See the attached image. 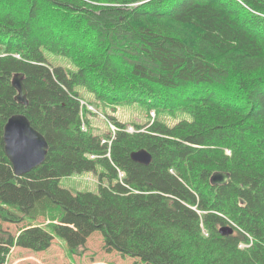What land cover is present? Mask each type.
<instances>
[{"label": "trees", "instance_id": "16d2710c", "mask_svg": "<svg viewBox=\"0 0 264 264\" xmlns=\"http://www.w3.org/2000/svg\"><path fill=\"white\" fill-rule=\"evenodd\" d=\"M77 86L104 105L191 117L118 131L108 155L110 133L88 127ZM17 113L49 144L21 176L4 138ZM143 148L149 165L131 157ZM97 163V192L60 185ZM217 171L227 184H212ZM41 217L46 226L16 235L0 222V264L11 247L45 250L56 235L78 254L95 231L106 251L149 264H264V0H0V220Z\"/></svg>", "mask_w": 264, "mask_h": 264}, {"label": "rangeland", "instance_id": "374dc122", "mask_svg": "<svg viewBox=\"0 0 264 264\" xmlns=\"http://www.w3.org/2000/svg\"><path fill=\"white\" fill-rule=\"evenodd\" d=\"M45 54L53 66H63L76 70L74 64L66 56L52 52H45ZM76 88L82 99L94 105V112L91 111L86 114V117L89 118L88 127H90L96 134L105 135L109 132L110 136H112L111 123H113V120L111 117H115L118 121L124 123L126 125L124 129L129 126L138 129L136 127L137 125L144 126L149 124L152 120L151 111H147L143 106L137 103L121 106L104 105L98 102L94 95L85 87L77 86ZM190 117L191 116L188 113L183 112H178L176 114L167 112L156 114V119L169 126L175 125L182 119H190ZM83 129H87V124L83 123ZM106 139L107 138H104L103 141ZM103 171H106L105 166L101 163H97V171H83L81 173H74L62 177L60 179V185L71 189L74 193L78 191L97 192L100 185V175ZM103 181L104 183H108V178L105 176ZM0 222L2 223L3 232L16 235L21 229L30 224L46 226L48 220L41 217L33 222L27 220L20 223H13L4 220H0ZM69 247V243L57 235L51 246L45 250L35 251L30 248L14 246L11 247L5 264H149L138 257L128 255L123 256L116 250L112 252L106 251L104 248V236L101 231H95L91 234L87 243L79 250L78 254L73 253Z\"/></svg>", "mask_w": 264, "mask_h": 264}, {"label": "water", "instance_id": "95a60500", "mask_svg": "<svg viewBox=\"0 0 264 264\" xmlns=\"http://www.w3.org/2000/svg\"><path fill=\"white\" fill-rule=\"evenodd\" d=\"M13 84L18 89L17 99L28 104L27 91L20 74L14 76ZM4 138L6 153L16 175H24L44 162L49 147L48 141L33 127L25 114L17 113L8 119ZM131 157L143 165H149L153 161V155L145 148L133 151ZM230 176L227 171H217L211 176V182L214 185H224L228 183ZM220 232L227 235L233 232V228L223 226Z\"/></svg>", "mask_w": 264, "mask_h": 264}, {"label": "built area", "instance_id": "2783aa9c", "mask_svg": "<svg viewBox=\"0 0 264 264\" xmlns=\"http://www.w3.org/2000/svg\"><path fill=\"white\" fill-rule=\"evenodd\" d=\"M16 56L20 57L19 54H16ZM152 117H153V119L155 117V112L154 111L152 112ZM111 130H112V136L110 138H108L107 140L103 141V142L107 143L109 146H111L113 138L116 136L117 132L119 130H121V128L116 126V125L111 124ZM135 130L136 129L133 126H129L128 128H126V131H128V132H134ZM106 141H108L109 143L106 142ZM91 157H95V155H91ZM118 172H119L120 178L123 179L124 176H125V172L122 171L121 169H118Z\"/></svg>", "mask_w": 264, "mask_h": 264}, {"label": "bare ground", "instance_id": "6f19581e", "mask_svg": "<svg viewBox=\"0 0 264 264\" xmlns=\"http://www.w3.org/2000/svg\"><path fill=\"white\" fill-rule=\"evenodd\" d=\"M80 103H81V108H83L84 110L88 109V110L94 111V106L92 104H90L89 102H87L86 100L82 99L80 101ZM82 118H84V117H82ZM225 226H227V225H225Z\"/></svg>", "mask_w": 264, "mask_h": 264}]
</instances>
